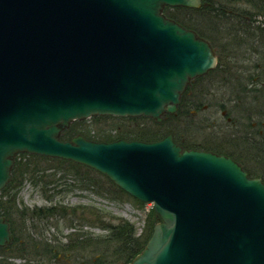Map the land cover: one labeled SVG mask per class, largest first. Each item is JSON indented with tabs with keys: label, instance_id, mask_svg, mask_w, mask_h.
Listing matches in <instances>:
<instances>
[{
	"label": "water",
	"instance_id": "obj_1",
	"mask_svg": "<svg viewBox=\"0 0 264 264\" xmlns=\"http://www.w3.org/2000/svg\"><path fill=\"white\" fill-rule=\"evenodd\" d=\"M201 0H0V191L14 159L79 164L159 222L128 264H264V183L232 159L156 142L60 140L96 116L174 115L214 50L163 15ZM0 216V248L12 239Z\"/></svg>",
	"mask_w": 264,
	"mask_h": 264
},
{
	"label": "trees",
	"instance_id": "obj_2",
	"mask_svg": "<svg viewBox=\"0 0 264 264\" xmlns=\"http://www.w3.org/2000/svg\"><path fill=\"white\" fill-rule=\"evenodd\" d=\"M201 3L200 10L175 8L174 11L194 13L195 20H191L189 25L182 23L181 25L195 32L214 48L218 57V66L207 76L215 72L225 75L228 73L224 65L219 67L221 55L225 51H229V58L237 60L240 50H250V54H257L258 62H264V0H201ZM170 11L166 8L165 16L175 20L169 15ZM258 48L262 51L259 52ZM257 63L253 66L254 70L257 69ZM185 94L176 115L164 116L160 124L141 117L121 119L95 117L89 122H74L61 134V140L70 142L72 138L82 136L90 142L97 143L117 140L151 143L164 139L170 134L175 143L183 149L201 150L199 147L180 141L175 130L166 125L169 120H175L180 115L185 118L187 115V111L184 113L182 111ZM67 177L72 178L73 185L91 190L98 196H111L116 201H133L137 206H143L116 188L105 176L84 166L58 159L18 155L11 170L10 182L0 191V216L9 224L12 235L10 245L0 248V254L4 255L10 250L15 257L22 259L25 256L33 257L52 264L56 262L59 254L76 257L78 254L95 252L98 258L94 261L90 260L88 264H128L144 248L152 234L153 226L159 222L152 209L146 213L144 227L139 234L129 222L119 221L115 224L112 218L107 219V215L99 214L97 225L107 233L104 238L74 234L67 238L66 243L59 240L48 242L42 238V233L35 238L34 234L37 232L39 222L48 224L52 218L57 221L63 219L69 221L71 226L77 210L56 204H50L45 208L18 210L15 202L19 189L24 182H28L29 185L41 190L45 199L52 203L56 195L71 190L69 188L72 184H67ZM261 180L264 183V180Z\"/></svg>",
	"mask_w": 264,
	"mask_h": 264
},
{
	"label": "rangeland",
	"instance_id": "obj_3",
	"mask_svg": "<svg viewBox=\"0 0 264 264\" xmlns=\"http://www.w3.org/2000/svg\"><path fill=\"white\" fill-rule=\"evenodd\" d=\"M167 8L171 10L169 15L175 18L174 21L180 25L181 23L189 25L191 20L196 18L194 13H178L174 11L175 8ZM258 50L259 52L262 51L259 48ZM228 52L222 53L221 62L219 61V67L224 65L225 70L228 69V73L225 75L215 72L198 81L195 80L193 84L191 83L185 94L184 106L182 107L183 113L187 111V115L185 118L180 115L177 117L178 119L169 120L166 125L175 130L180 141L199 148H205L206 146L220 148L217 144L223 139L230 140L232 138L233 140V138L248 136L247 144L244 145L240 142V147L248 150L254 161L250 163L236 152H234V155H237L236 157L248 165L247 169L252 175L261 177L264 180V127L260 126V123L264 125V108L262 106V100L264 101V74L253 69L254 64L258 62L257 54H250V50L242 49L239 51V54H242H238L237 60H233L228 57ZM257 64L263 66V63L258 62ZM196 91L202 96L199 100L192 98ZM198 105H206L208 108L201 111V109L196 108ZM223 109L232 121L243 122V124L254 123L256 130H244L243 128L240 130H230V128L228 130H226L227 128L225 130H215L213 126H210V124H213L211 120L217 123L223 122L225 120V117L221 115ZM246 110L250 111L249 114L246 113ZM84 121L89 122L90 119ZM230 147L232 146L227 145L223 146L222 149L234 151ZM67 184H72V187L69 188L71 190L56 195L52 203L45 199L41 190L34 188L31 184L29 185L28 182H24L21 189H19L15 202L18 210L45 208L50 204L77 210V214L74 215L75 217L73 216L71 226L69 221L63 219L57 221L52 218L48 224L39 222L37 232L34 234L35 238L39 237V233H42V238L48 242L59 240L66 243L67 238L74 234L104 238L107 233L97 225L100 215H107V219L112 218V222L115 224L119 221L129 222L136 228L137 234L142 232L145 216L151 209V204L137 206L133 201L120 202L113 200L111 196H98L91 190H84L79 188L78 185H73L71 177H67ZM49 194L47 193V195ZM97 255L95 252L78 254L76 257L59 254L56 262L54 261L52 264H88L90 260H96ZM39 260L27 256L23 259L15 257L10 250H7L4 255L0 254V264H49L47 261L40 260L39 262Z\"/></svg>",
	"mask_w": 264,
	"mask_h": 264
},
{
	"label": "flooded vegetation",
	"instance_id": "obj_4",
	"mask_svg": "<svg viewBox=\"0 0 264 264\" xmlns=\"http://www.w3.org/2000/svg\"><path fill=\"white\" fill-rule=\"evenodd\" d=\"M263 59V58H262ZM260 63H263L262 65L263 66H261V65H258L257 66V69H256V71H260L261 72V74H264V62L263 61H261ZM263 83V82H262ZM193 84V83H192ZM199 93L201 94V92L199 91ZM192 98L195 100H199L200 98H202V96H200L199 94H198V92L196 91V93H194L193 94V96H192ZM262 106H263V108H264V101L262 100ZM196 108H198V109H201V111H205L208 107L206 106V105H198V106H196ZM222 108V107H221ZM252 110V109H251ZM249 112L250 111H248V110H246V113L247 114H249ZM263 113V112H262ZM221 115H222V117H225L224 119V121L223 122H220V123H217L216 121H214V120H211L212 122L211 123H213V124H210V126L212 127L213 126V128L215 129V130H225L226 128V130H228L229 128H230V130L232 129V130H240V129H244V130H256L255 129V127H256V125L254 124V123H245V124H243V122H237V121H232L228 116H227V114H226V111L223 109L222 111H221ZM260 126L261 127H264V125L262 124V123H260ZM234 128V129H233ZM248 136H242V137H240V138H233V140L235 141L234 143H233V140H232V138H230V140H225V139H223V140H221V142L220 143H218L217 145L220 147V148H214V147H205V148H201V150L200 151H204V152H211V153H214V154H216V155H219V156H224V157H227V158H230V159H232L234 162H236V163H238V165L239 166H241L242 167V169L246 172V174H247V176L248 177H250V178H258V179H261V177H256V176H254V175H252V173L247 169V166L248 165H246L245 164V162L244 161H242L240 158H238V157H236L237 155H234V152H236V153H238V154H240L241 156H243L244 158H246V160L248 161V162H253L254 160H253V157L252 156H250L249 155V151L248 150H246V149H244V148H241L240 147V145H241V143H243L244 145H246L247 144V140H248V138H247ZM232 140V141H231ZM241 142V143H240ZM232 146V147H230V148H233V150L234 151H227V150H225V149H222V147L223 146ZM239 155V156H240Z\"/></svg>",
	"mask_w": 264,
	"mask_h": 264
}]
</instances>
